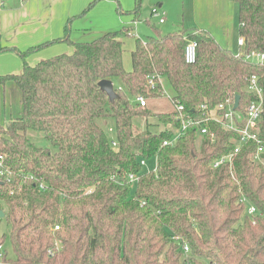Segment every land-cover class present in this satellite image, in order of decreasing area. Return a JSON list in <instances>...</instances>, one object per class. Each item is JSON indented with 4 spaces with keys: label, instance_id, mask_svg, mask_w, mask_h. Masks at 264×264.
<instances>
[{
    "label": "trees",
    "instance_id": "16d2710c",
    "mask_svg": "<svg viewBox=\"0 0 264 264\" xmlns=\"http://www.w3.org/2000/svg\"><path fill=\"white\" fill-rule=\"evenodd\" d=\"M230 1L238 6L244 51L264 52V0ZM131 32L71 42L72 54L35 66L27 54L69 39L18 50L22 73L0 76V87L19 89L22 105L18 117L0 125V171L11 173L0 179V226L10 230L8 247L0 229L5 256L18 264H187L188 245L191 264H264V154L262 163L252 158L259 144L249 141L218 168L240 143L239 133L220 124L163 145L181 127L171 99L199 116L201 107L214 110L239 96L246 117L257 99L249 91L254 76L264 103V66L199 29L137 39L127 71L124 39ZM191 41L197 61L187 64ZM8 50L16 48L0 36V54ZM103 80L116 83L113 102L99 86ZM29 131L56 151L37 146ZM258 136L264 140V115ZM153 159L156 171L147 172L141 162Z\"/></svg>",
    "mask_w": 264,
    "mask_h": 264
},
{
    "label": "rangeland",
    "instance_id": "374dc122",
    "mask_svg": "<svg viewBox=\"0 0 264 264\" xmlns=\"http://www.w3.org/2000/svg\"><path fill=\"white\" fill-rule=\"evenodd\" d=\"M92 3H94L95 6L90 11H88V8L91 3H89L78 15L70 18L67 22H62V31L65 30L64 38L67 37L69 41L59 43V45L56 44V49H64L63 51L49 56L50 50L42 48L27 54V62L31 66H35L39 62L57 55L72 54L73 47L71 42L91 41L98 38L101 34L106 33L103 29H113L114 25L116 27V20H114V18L112 19L114 15L119 18L123 24L130 25L134 21H137L136 32L138 35L136 32L135 35L140 39L147 40L149 37H160L159 34L167 35L169 33H178L182 30H198L202 22H214V18L216 19L218 14L222 13V10H225L228 6L227 3L225 1L222 2V0H94ZM160 5H162V12L166 14L164 18L166 19V24L164 25H160L158 19L149 17L150 13L158 9ZM80 7L81 4H78L77 8L79 9ZM52 15L53 13L50 14V12L46 11L44 13L41 11L37 13V19L39 23L43 25V31L44 29L50 30L56 27L55 25L59 19L53 20ZM100 15L109 19L105 20ZM146 18H149V20L147 21ZM135 41L136 38L132 37H126L124 39L123 58L127 71L132 70L131 53L135 48ZM27 50L28 49L21 51L20 49L19 51L25 52ZM15 51L17 52L18 49L16 48ZM45 54L47 55L45 56ZM37 57L38 60H33ZM114 86H116V83ZM6 91L9 99L7 98V101L0 100L1 126H5L9 121L18 117L19 108L21 109L20 100L13 97L14 94L13 91L10 90V87H8ZM27 136L37 146L50 147L53 151H56L45 139L43 134L29 131ZM156 167L155 159L147 162V169L155 171ZM136 190L137 187L134 184L132 186L134 194ZM0 229L3 233L7 234V245L9 247L10 230L7 228L6 224H2Z\"/></svg>",
    "mask_w": 264,
    "mask_h": 264
},
{
    "label": "crops",
    "instance_id": "0c3cea01",
    "mask_svg": "<svg viewBox=\"0 0 264 264\" xmlns=\"http://www.w3.org/2000/svg\"><path fill=\"white\" fill-rule=\"evenodd\" d=\"M92 1L94 0H0V36L2 38L3 45L8 48H17L18 50L21 49V51H23L42 44L61 40L64 38L65 32V30L62 31V22H67L70 18L78 15L84 8H86V6H88L89 3H92ZM224 1L228 5L225 10H222V13L218 14L216 19L214 18V22H202L200 29H203L213 35L222 47L230 50L234 54H238L241 50L238 43L240 39L239 34L241 27L238 20V7L230 0H222V2ZM78 4H81L79 9L77 8ZM39 11L42 13L45 11L50 12V14L53 13V20L59 19L55 25L56 27L50 30L44 29L43 31V25H41L37 19V13ZM159 11L162 14L160 17L153 16L152 12L149 17L158 19L159 24L164 25L166 24V19H164L163 23H161L160 20L162 17L165 18L166 16V14L162 12V5L159 6ZM101 17L105 20L109 19L103 16ZM113 18L116 20V27L114 25L113 29H103V31H106L107 33L121 30L123 28H131L132 32L130 37L136 38V40L140 39L138 38V33L136 32L137 21L127 25L123 24L119 18L115 17V15L112 19ZM146 20L148 21L149 18H146ZM135 32L137 35H135ZM159 36L163 35L159 34ZM141 40L146 41L143 39ZM56 44L59 45V43H54L52 45L49 44V46H46L43 49L50 50L49 56L64 50H57ZM46 55L47 54H45V56ZM42 57L46 58L44 56ZM33 60H38V57ZM23 66V61L18 54V51L8 50L0 54V76L19 75L23 71ZM8 84V86L6 85L5 87H0V100L7 101L9 99L6 90L10 87V90H12L14 94L13 97L20 100L21 105V94L19 89L11 83ZM21 111L22 105L21 109L19 108V115Z\"/></svg>",
    "mask_w": 264,
    "mask_h": 264
},
{
    "label": "built area",
    "instance_id": "2783aa9c",
    "mask_svg": "<svg viewBox=\"0 0 264 264\" xmlns=\"http://www.w3.org/2000/svg\"><path fill=\"white\" fill-rule=\"evenodd\" d=\"M152 15L155 17H160L162 14L158 9L153 10ZM161 23L164 22V18L162 17ZM239 46L241 47V50L238 54V56H244L245 59L253 64L264 66V52L260 51H248L245 52V39L240 38ZM184 59L187 64H194L197 61V43L194 41H191L187 44L184 52ZM149 85L152 88H155L157 82L154 78H149L148 81ZM249 91L253 92L257 99L249 104L246 110V117L238 112V109H234L235 106V100L220 104L216 109L214 110H208L206 106L201 107V109L198 111L199 116H195L186 112L183 105L177 103L173 99L172 102L175 105L176 108V120L180 124V130L176 134V136L173 138L172 141H164L163 145L168 146L174 144L177 140H179L181 137H183L188 131L191 129H194L197 131V134L202 137L209 132L208 125L211 122H215L217 124L222 125L224 128L236 131L240 135V143L235 148L234 152L230 154L227 157H224L217 161L213 167L218 168L222 166L225 163H231L233 158L240 152L242 146L244 144H247L249 141H256L259 144L257 152L252 156L254 162L262 163L263 158L262 155L264 154V140L260 139L258 136V128L260 123L263 120L264 115V103H263V96L262 91L258 87V80L257 77L254 76L251 79V84L249 87ZM135 101L140 104L141 107L146 106V99L143 96H138ZM244 123L242 126L239 124ZM211 138L214 139V134H211ZM114 146H116V142H112ZM3 158L0 157V166H2ZM141 165L146 168L147 172H150L151 170L147 169V163L146 161H142ZM156 171V170H155ZM4 176H6L8 179L11 177V173L7 171H0V179H2ZM130 181L137 183L139 179L136 176H130ZM249 214H255V208L250 207L249 208ZM60 227L56 226L54 228V232L59 231ZM50 254L53 255V252L50 251ZM183 254L184 258L187 264L190 263V247L188 245L183 246ZM0 264H18L13 261H10L4 253L3 246H0Z\"/></svg>",
    "mask_w": 264,
    "mask_h": 264
},
{
    "label": "water",
    "instance_id": "95a60500",
    "mask_svg": "<svg viewBox=\"0 0 264 264\" xmlns=\"http://www.w3.org/2000/svg\"><path fill=\"white\" fill-rule=\"evenodd\" d=\"M100 88L102 89L103 92L107 94L109 97L110 101L113 102L115 99L118 98V94L115 92L114 89V84L112 81L109 80H103L99 83ZM240 104V97L237 96L235 98V106L234 109H238ZM0 218H4V213L0 212Z\"/></svg>",
    "mask_w": 264,
    "mask_h": 264
}]
</instances>
